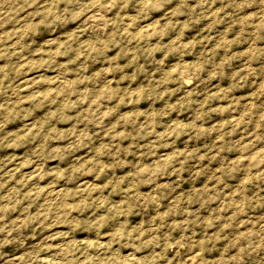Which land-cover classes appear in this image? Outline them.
<instances>
[{
  "label": "rangeland",
  "instance_id": "obj_1",
  "mask_svg": "<svg viewBox=\"0 0 264 264\" xmlns=\"http://www.w3.org/2000/svg\"><path fill=\"white\" fill-rule=\"evenodd\" d=\"M0 264H264V0H0Z\"/></svg>",
  "mask_w": 264,
  "mask_h": 264
}]
</instances>
